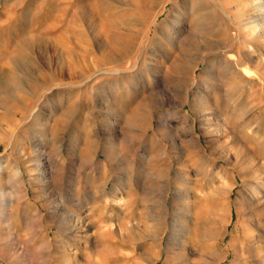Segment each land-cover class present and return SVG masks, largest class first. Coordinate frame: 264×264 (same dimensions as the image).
I'll return each mask as SVG.
<instances>
[{"label": "rangeland", "instance_id": "1", "mask_svg": "<svg viewBox=\"0 0 264 264\" xmlns=\"http://www.w3.org/2000/svg\"><path fill=\"white\" fill-rule=\"evenodd\" d=\"M246 2L0 0V264H264V14L244 29Z\"/></svg>", "mask_w": 264, "mask_h": 264}, {"label": "bare ground", "instance_id": "2", "mask_svg": "<svg viewBox=\"0 0 264 264\" xmlns=\"http://www.w3.org/2000/svg\"><path fill=\"white\" fill-rule=\"evenodd\" d=\"M250 1V0H249ZM253 3V2H252ZM193 4V3H192ZM242 5V4H241ZM183 6V5H182ZM252 7V8H250V7ZM186 8V7H185ZM183 9V8H182ZM251 10H255V13H254V15H253V13L251 14L250 13V11ZM171 13V12H170ZM226 14V13H225ZM264 14V2H262L261 0H256V3L253 5V6H251L250 4H247V2L246 3H243V6H242V9L238 12V17L236 18L237 20H238V22H239V20H241L242 18H244V17H248L249 16V18L247 19V22H245V23H243V24H241V26L242 27H244V29H247L248 27H252V26H247L248 24H250V23H252V21H258V20H260L261 18L259 17L260 15H263ZM226 17H229V15L227 14V16ZM181 18H182V15H181V13L179 12V11H176L175 12V14L174 15H172V13L171 14H168V16H167V20L166 21H171V24H173V25H176V26H178V25H180V23H181ZM230 18V17H229ZM234 21V20H233ZM165 22V21H164ZM253 28V27H252ZM174 31V30H173ZM258 36V35H257ZM166 37H167V35H166ZM260 37V36H259ZM168 38V37H167ZM172 40V39H171ZM197 40V39H196ZM168 41H170V39L168 38L167 40H166V42H168ZM224 41H227V40H224ZM206 42V41H205ZM214 42V41H213ZM170 43V42H169ZM218 43V42H217ZM220 43V42H219ZM216 44V43H215ZM222 44V43H221ZM197 45V44H196ZM188 46L189 47H191V48H193V42L191 41H189L188 42ZM203 46V45H202ZM196 47V46H195ZM203 48L204 49H209L210 47H208V45L207 44H205L204 46H203ZM198 49V48H197ZM199 50H201L200 48H199ZM212 50V49H211ZM216 50H217V48H216ZM198 51V50H197ZM205 51V50H204ZM195 52V51H194ZM200 52V51H199ZM203 52V51H202ZM211 53H212V51H211ZM216 53V52H215ZM200 54H201V52H200ZM218 54V53H217ZM220 54V53H219ZM223 54V53H222ZM183 55V54H182ZM203 55V54H202ZM226 54H224V56H225ZM185 56V55H184ZM227 57V56H226ZM229 57V56H228ZM229 59V58H228ZM231 60H234V58L232 57L231 58ZM250 61V60H249ZM201 62V61H200ZM207 62V61H206ZM237 62V61H236ZM197 62L196 63H194L193 64V61L191 60V59H188L187 61H186V59H185V61L183 60V61H181V62H179V60H178V62L176 63V64H173L172 65V72L174 73V75H176V77L178 78V79H180L182 76H183V73H184V70L186 69V68H194V67H196L197 66ZM187 65H192L193 67H185V66H187ZM239 65V64H238ZM148 67H149V69H148V71L150 72V73H153V72H155V67H157V66H155V64L153 63V64H150V65H148ZM147 67V68H148ZM242 68V71H244V72H248V68L247 67H245L244 65L241 67ZM238 69V68H237ZM240 70V69H239ZM187 71V70H186ZM241 72V71H240ZM250 72V71H249ZM207 73V72H206ZM251 73V72H250ZM186 75V74H185ZM247 75V74H246ZM5 76V75H4ZM3 76V77H4ZM11 76V75H10ZM153 76V75H152ZM249 76V75H248ZM12 77V76H11ZM16 78H18V77H16ZM4 79H9V77L6 75V78H4ZM14 78H12V80H13ZM11 80V81H12ZM143 80H144V77H143V75L142 74H140V75H138V76H136V78H135V89H134V91L135 92H137V90L138 89H141V87H142V83H143ZM2 82H3V80H1ZM10 81V82H11ZM14 81H16L17 82V80L15 79ZM7 82V81H6ZM4 83H5V81H4ZM13 83V82H12ZM11 83V84H12ZM10 84V83H9ZM18 84V83H17ZM0 85H2V84H0ZM15 85V84H14ZM5 86V85H4ZM16 86V85H15ZM4 88V87H3ZM7 88V87H6ZM11 87H9V89H10ZM133 91V92H134ZM189 107H190V109H191V111H193L194 109H193V104L192 103H190L189 102ZM179 115H177V116H173V115H169L168 116V118H176V119H181V120H183V121H185L187 118H188V116L187 115H180L179 117H178ZM194 127V126H193ZM170 129V128H169ZM170 131V130H169ZM16 148V146H14V149ZM212 148V147H211ZM204 151H206V150H204ZM36 152V151H35ZM199 152V151H198ZM36 155H39V153L38 152H36ZM202 157V156H201ZM38 162H39V164H38V169H39V174L40 175H43L44 174V169L42 168V167H40L41 165H40V156H38ZM3 166H4V164H3V162H0V175H1V173H2V169H3ZM224 190H226L225 189V187L223 186L222 187ZM263 192H264V188L262 187V186H260V187H258V188H254L253 189V193H254V195L253 196H251L250 198L251 199H253L254 198V196L255 195H261V194H263ZM181 194H183V191L181 190V189H178L177 190V193H176V197H178V196H180ZM3 196H5L4 194H2ZM4 201V200H3ZM168 201V200H167ZM165 203V202H164ZM5 204V205H4ZM3 205V207L1 208V210H0V216L2 217V218H4L3 220L4 221H8L9 219H10V214H8L7 212L9 211V210H11V207H12V203H11V201H6L5 203H4ZM158 204V203H157ZM161 204V203H160ZM159 205V204H158ZM163 205V204H162ZM2 206V205H1ZM160 207V206H159ZM264 210H259L257 213V215L258 216H263L264 215V212H263ZM260 218V217H259ZM174 225L175 224H173L172 226H171V231L173 232L174 231ZM158 232V231H157ZM171 232V233H172ZM174 233V232H173ZM175 247V246H174ZM76 261V260H75ZM189 261V260H188ZM186 262V261H185Z\"/></svg>", "mask_w": 264, "mask_h": 264}]
</instances>
